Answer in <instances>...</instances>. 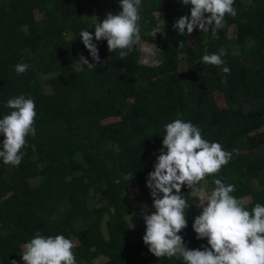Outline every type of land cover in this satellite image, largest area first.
Listing matches in <instances>:
<instances>
[{
    "label": "trees",
    "instance_id": "obj_1",
    "mask_svg": "<svg viewBox=\"0 0 264 264\" xmlns=\"http://www.w3.org/2000/svg\"><path fill=\"white\" fill-rule=\"evenodd\" d=\"M233 7L236 16L226 14L216 38L199 28L178 34L173 25L190 18L191 5L142 0L141 43L161 50L154 63L143 66L139 48L122 60L119 50L109 52L101 40L99 65L89 70L79 58L94 63L80 32L94 36L99 20L122 10L120 0H0V119L16 96L31 98L36 106V134L26 137L21 163L4 164L0 158V264H24L23 245L37 234L73 241L77 264L99 259L184 264L180 257L157 258L149 251L142 210L130 195L135 190L142 207L153 208L146 181L160 155L165 125L175 119L190 121L205 140L232 153L218 173L204 178L208 192L215 188L213 180L221 179L235 185V198L250 199L246 210L264 205V0H234ZM17 28L25 33L16 35ZM153 28L161 33L152 40ZM222 48L224 65L202 62L203 55ZM20 63L29 67L17 74ZM225 66L229 74L222 71ZM112 118L118 120L104 123ZM4 139L0 134V151ZM129 173L133 179L127 182L123 177ZM35 178L39 185L30 182ZM181 193L192 205L187 227L178 234L189 249L210 247L192 227L202 212L193 194L186 185ZM131 215L138 220L135 229L126 221Z\"/></svg>",
    "mask_w": 264,
    "mask_h": 264
},
{
    "label": "clouds",
    "instance_id": "obj_2",
    "mask_svg": "<svg viewBox=\"0 0 264 264\" xmlns=\"http://www.w3.org/2000/svg\"><path fill=\"white\" fill-rule=\"evenodd\" d=\"M183 5H191L189 16L180 17L173 27L179 35H190L194 29L209 32L218 38L217 30L225 27V16H236L234 0H180ZM142 0H120L118 14H106L102 22H97L93 32L82 30L79 37L91 55L94 63H89L82 55V65L94 70L100 62L97 41L106 40L108 51L117 53L123 60L134 48L148 56H155L161 50L153 43H141L139 26ZM159 28H153L149 35L155 39ZM183 47V42L179 43ZM234 54L238 55V52ZM225 49L218 53L205 54L202 62L208 65L222 66ZM148 63V60L144 61ZM159 65V60L155 61ZM28 65H16L17 74L28 70ZM225 74L230 73L223 67ZM10 113L0 119V134H3V150L0 158L4 164L18 166L22 160L21 149L26 137L35 136L33 127L36 118L33 99L19 95L7 101ZM160 155L154 165V171L148 174L146 186L153 199L154 212L148 214L145 206L143 220L146 231L143 242L157 258L180 257L184 264H264V205L257 203L251 211L245 209L242 202L231 193L235 185L225 184L214 179L215 188L208 193L200 182L208 175H215L231 159L232 153L222 149L216 142L202 137L201 131L190 121L181 119L165 125ZM166 149V151H165ZM235 151V150H234ZM127 182L133 179V173L123 177ZM117 183L120 181L117 180ZM187 186L193 197L198 198V207L202 209L192 225L197 239L207 238L210 247L189 249L180 233L187 227L186 211L190 205L181 193ZM162 194V195H161ZM126 193H123L125 196ZM134 227V225H133ZM75 244L63 235L42 236L37 234L23 245L21 258L24 264H77L72 251ZM11 264H17L12 260Z\"/></svg>",
    "mask_w": 264,
    "mask_h": 264
},
{
    "label": "rangeland",
    "instance_id": "obj_3",
    "mask_svg": "<svg viewBox=\"0 0 264 264\" xmlns=\"http://www.w3.org/2000/svg\"><path fill=\"white\" fill-rule=\"evenodd\" d=\"M155 16H156L157 20L159 21V23L162 22V19H163L162 14H160V13H156ZM38 17H39V16H38ZM38 17H37V18H38ZM99 22H102V20H99ZM14 33H15L16 35H22V34L25 33V29H22V28L14 29ZM142 44L147 45V43H142ZM145 60H148L149 62H148V63H145V62H144ZM140 63H141L143 66H148V65H150V64H153V63H154V56H148L147 54H145V53H143L142 51H140ZM68 70H76V68H72V67H70ZM215 100H216V102H217L218 104L222 105V101H221V99H220V96L216 95ZM116 120H118V118L107 119L106 121H104V123L106 124V123H110V122H113V121H116ZM259 132H261V131H259ZM77 157H78V159H81V156H80V155H78ZM30 182H31L33 185H39V183H40V179H39V178H35V179H32ZM200 186H202V187H205V186H206L205 179H203V180L200 182ZM210 192H211V191H209L208 193L210 194ZM130 195H131V198H132V201H133L134 206H135V207H139V208H141L142 213H143L145 207H142L137 192H136L135 190H131V191H130ZM191 200H192V202H193V204H194L196 210H197V211H202V209H201L200 207H198V203H199V202H198V198H197V197H193V195H192V196H191ZM240 201L242 202L243 205H246V204H248V203L250 202V199H243V200H240ZM147 209H148V214H151L152 212L155 211V209L152 208V207H147ZM126 221L128 222V224H129V226H130L131 229H135V228L138 226V220H137V218H136L135 215L128 216V217L126 218ZM133 225H134V227H133ZM105 228H106V227H105V224H104V231H105V234H106V230H105ZM74 240H75L76 243H78V240H77L76 238H74ZM7 243H8V245H9L10 250H11L13 253H15V252L18 251V247H17L16 243H15L12 239H8V240H7ZM105 262H106L105 259H99V260H97V261L95 262V264H104Z\"/></svg>",
    "mask_w": 264,
    "mask_h": 264
}]
</instances>
